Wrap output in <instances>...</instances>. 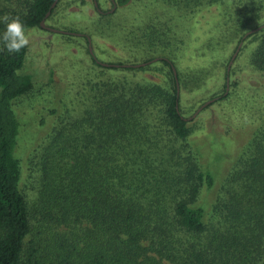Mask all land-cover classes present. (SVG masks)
<instances>
[{
  "label": "trees",
  "instance_id": "16d2710c",
  "mask_svg": "<svg viewBox=\"0 0 264 264\" xmlns=\"http://www.w3.org/2000/svg\"><path fill=\"white\" fill-rule=\"evenodd\" d=\"M147 1L143 12L130 10L133 0H113V12L93 21L89 35L127 56L103 62L83 37L93 77L79 94L81 111L61 117L33 149L22 145L15 109L35 90L32 75L21 71L27 47L0 51V264H264V124L205 209L203 194L215 179L189 141L194 128L180 109L173 72L182 85L203 81L201 71L178 68L188 32L182 26L217 7L216 43L235 42L233 54L241 44L238 55L254 43L249 64L264 73V0ZM53 2L0 0V17L41 28ZM120 10L127 13L115 17ZM232 55L214 101L229 95ZM136 63L145 64L122 66ZM146 70L161 73L162 83L145 77ZM19 147L28 152L27 176Z\"/></svg>",
  "mask_w": 264,
  "mask_h": 264
},
{
  "label": "rangeland",
  "instance_id": "374dc122",
  "mask_svg": "<svg viewBox=\"0 0 264 264\" xmlns=\"http://www.w3.org/2000/svg\"><path fill=\"white\" fill-rule=\"evenodd\" d=\"M96 1L101 9L111 11L106 14L113 12L110 0ZM135 2L136 7L131 6L130 10L142 9L146 12L150 9L147 0H133L132 5ZM156 8H162V5L157 4ZM168 10L177 15L173 9ZM219 12L217 7H208L184 20L182 27L187 28L188 32L182 58L177 64L183 73L188 69L201 71L200 74L204 75L203 81L198 85L186 82L182 85L178 79L177 84L180 109L188 118V125L194 128L189 141H194L200 149L201 162L215 179L210 191L203 194L202 205L205 209L209 208L217 192H220L222 180L243 145L264 124V73L255 71L249 64V54L254 43H249L240 55L237 51L230 65L228 97L213 100L201 107L224 91L225 65L236 46L233 41L216 43ZM126 13V10H120L115 17ZM97 18L99 14L92 0H61L44 24L55 30L87 34L91 39L93 52L103 62H115L126 57V52L108 39L89 35L94 30L93 21ZM27 30L31 33L30 45L21 71L32 75L35 90L20 98L15 109L22 126V145H31L33 149L45 139L52 126L60 124L61 117L68 120L78 117L81 111L79 94L85 91L83 88L89 76L93 77L90 71L93 70V64L83 37L51 33L44 27ZM142 73L158 83H162L164 78L156 71L146 70ZM19 139L18 135L17 140ZM22 145L20 146L23 147ZM26 151L27 149L21 148L19 156L27 176ZM210 221L212 224L217 219L210 218ZM262 248L264 249V245Z\"/></svg>",
  "mask_w": 264,
  "mask_h": 264
},
{
  "label": "clouds",
  "instance_id": "9594fccd",
  "mask_svg": "<svg viewBox=\"0 0 264 264\" xmlns=\"http://www.w3.org/2000/svg\"><path fill=\"white\" fill-rule=\"evenodd\" d=\"M0 22L5 25V30L0 34V45H2L0 51L6 50L8 54H18L30 45L31 33L19 16L11 17L6 14L0 17Z\"/></svg>",
  "mask_w": 264,
  "mask_h": 264
},
{
  "label": "water",
  "instance_id": "95a60500",
  "mask_svg": "<svg viewBox=\"0 0 264 264\" xmlns=\"http://www.w3.org/2000/svg\"><path fill=\"white\" fill-rule=\"evenodd\" d=\"M57 1H58V0H54V2H53L52 5H51V8L54 7V6L56 5ZM49 14H50V10L46 13V17H47ZM40 24H41V26H43V25H44V20H42ZM261 27H262V26H258V27H256V28H252L251 30L247 31L246 34H245L244 36H247L249 33H252V32H255V31L259 30ZM52 30H53V31H62V30H55V29H53V28H52ZM62 32H63V31H62ZM240 45H241V44L238 45V49H239ZM238 49H237L236 52L233 54V56H232V58H231V60H230V62H229V65H228V69L230 68L231 63L233 62V60H234V58H235V55H236ZM89 50L92 51L91 45H89ZM144 64H145V63L123 64L122 66L140 67V66H142V65H144ZM105 65H107V64H105ZM173 72H174V76H175V78H176V85H177V90H178L177 77H176V70H175L174 68H173ZM226 89H228V88H226ZM213 100H214V99H210V100H208V101L205 102L201 107L205 106L206 104L210 103V102L213 101ZM201 107H200V108H201ZM200 108H199V109H200Z\"/></svg>",
  "mask_w": 264,
  "mask_h": 264
},
{
  "label": "flooded vegetation",
  "instance_id": "af4514ba",
  "mask_svg": "<svg viewBox=\"0 0 264 264\" xmlns=\"http://www.w3.org/2000/svg\"><path fill=\"white\" fill-rule=\"evenodd\" d=\"M92 1H93V6H94V8H95V10H96V12L98 14H106L107 12H111L110 10H103V9H101L100 6H99V4H98V2L96 0H92ZM110 1H111V5H112V8L111 9H114L113 0H110ZM42 27L46 28L51 33L58 32L60 35H64V36L72 35V36H76V37L79 36V37H84V38L89 37L87 34H85L83 32L82 33H79V32H76V31H67V30H62L63 32L62 31H53L51 27L46 26L45 24ZM88 40H91V39L89 38ZM89 45H91V43H88V48H89ZM208 104H206V105H208Z\"/></svg>",
  "mask_w": 264,
  "mask_h": 264
}]
</instances>
